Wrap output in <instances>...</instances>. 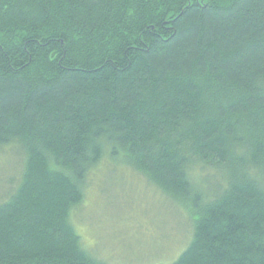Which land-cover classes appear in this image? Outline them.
I'll return each instance as SVG.
<instances>
[{
	"label": "trees",
	"instance_id": "trees-1",
	"mask_svg": "<svg viewBox=\"0 0 264 264\" xmlns=\"http://www.w3.org/2000/svg\"><path fill=\"white\" fill-rule=\"evenodd\" d=\"M12 148L0 264H107L71 223L106 160L187 216L173 264H264V0H0Z\"/></svg>",
	"mask_w": 264,
	"mask_h": 264
},
{
	"label": "rangeland",
	"instance_id": "rangeland-1",
	"mask_svg": "<svg viewBox=\"0 0 264 264\" xmlns=\"http://www.w3.org/2000/svg\"><path fill=\"white\" fill-rule=\"evenodd\" d=\"M12 150L0 151V201L21 165ZM101 166L71 215L82 247L107 264H173L191 238L187 216L127 168Z\"/></svg>",
	"mask_w": 264,
	"mask_h": 264
}]
</instances>
